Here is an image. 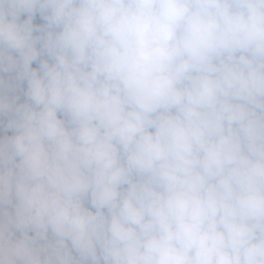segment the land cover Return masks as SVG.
I'll return each instance as SVG.
<instances>
[{
    "label": "clouds",
    "instance_id": "1",
    "mask_svg": "<svg viewBox=\"0 0 264 264\" xmlns=\"http://www.w3.org/2000/svg\"><path fill=\"white\" fill-rule=\"evenodd\" d=\"M0 264H264V0H0Z\"/></svg>",
    "mask_w": 264,
    "mask_h": 264
},
{
    "label": "rangeland",
    "instance_id": "2",
    "mask_svg": "<svg viewBox=\"0 0 264 264\" xmlns=\"http://www.w3.org/2000/svg\"><path fill=\"white\" fill-rule=\"evenodd\" d=\"M34 66H35V65H34ZM5 76L7 77L8 74L6 73ZM22 101H23V96L21 95V102H22ZM9 134H11V133H9Z\"/></svg>",
    "mask_w": 264,
    "mask_h": 264
}]
</instances>
